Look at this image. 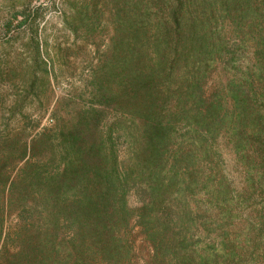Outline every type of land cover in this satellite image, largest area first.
<instances>
[{
    "label": "trees",
    "instance_id": "1",
    "mask_svg": "<svg viewBox=\"0 0 264 264\" xmlns=\"http://www.w3.org/2000/svg\"><path fill=\"white\" fill-rule=\"evenodd\" d=\"M64 3L88 67L52 106L40 7L6 22L31 36L0 93V264H251L223 146L264 188V0Z\"/></svg>",
    "mask_w": 264,
    "mask_h": 264
},
{
    "label": "rangeland",
    "instance_id": "2",
    "mask_svg": "<svg viewBox=\"0 0 264 264\" xmlns=\"http://www.w3.org/2000/svg\"><path fill=\"white\" fill-rule=\"evenodd\" d=\"M35 7H40L35 22L39 39L47 45L49 58L53 59L55 64L53 70L56 74L51 81L52 106L57 99L73 95L71 94L73 83L77 84L84 78V70L88 67L78 66L86 56V52L80 48L81 41H75L74 36L63 28L64 0H0V93L3 94L4 102L9 103L12 100L11 91L8 89L10 67L30 66L29 49L26 45L31 36L30 29H26V25L19 26L18 20L9 27L6 26V22L14 12ZM223 147L226 172L233 184L239 191L253 195L247 204L244 203L245 212L242 219L236 222V228L242 230L251 220L259 218L260 222L255 227L258 243L255 244L251 264H264V188L256 187L249 190L246 184V166L229 147L226 145ZM136 244L138 246L140 241L137 240Z\"/></svg>",
    "mask_w": 264,
    "mask_h": 264
}]
</instances>
